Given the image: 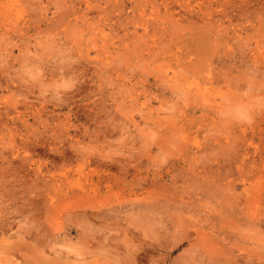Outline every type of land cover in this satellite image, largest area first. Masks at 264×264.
<instances>
[{
  "label": "rangeland",
  "instance_id": "1",
  "mask_svg": "<svg viewBox=\"0 0 264 264\" xmlns=\"http://www.w3.org/2000/svg\"><path fill=\"white\" fill-rule=\"evenodd\" d=\"M0 264H264V0H0Z\"/></svg>",
  "mask_w": 264,
  "mask_h": 264
},
{
  "label": "clouds",
  "instance_id": "2",
  "mask_svg": "<svg viewBox=\"0 0 264 264\" xmlns=\"http://www.w3.org/2000/svg\"><path fill=\"white\" fill-rule=\"evenodd\" d=\"M242 119L245 120V122L250 123L252 118H251L250 115H248V116H246V117H242Z\"/></svg>",
  "mask_w": 264,
  "mask_h": 264
},
{
  "label": "bare ground",
  "instance_id": "3",
  "mask_svg": "<svg viewBox=\"0 0 264 264\" xmlns=\"http://www.w3.org/2000/svg\"><path fill=\"white\" fill-rule=\"evenodd\" d=\"M40 202V201H39Z\"/></svg>",
  "mask_w": 264,
  "mask_h": 264
}]
</instances>
